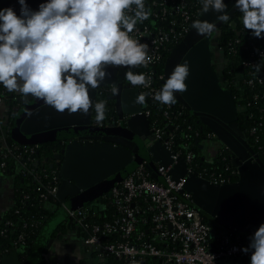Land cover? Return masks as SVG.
<instances>
[{"label":"water","instance_id":"water-1","mask_svg":"<svg viewBox=\"0 0 264 264\" xmlns=\"http://www.w3.org/2000/svg\"><path fill=\"white\" fill-rule=\"evenodd\" d=\"M43 2L45 0H26L32 10H38L39 4ZM224 2L228 6L226 11L232 17L238 10L234 7L235 0ZM6 7H12L17 15L20 14L18 0H0V9ZM220 14L210 8L198 20L216 23L219 29L223 25L217 21ZM215 34L213 32L211 37L200 36L191 28L172 48L165 60L164 83L177 64H183L185 60L188 62L190 74L185 81L187 91L175 94L177 103L186 108L188 115L197 118L229 150L234 167L239 172L238 181L214 185L195 175H187L186 164L181 158L169 173L176 182L184 180L183 191L191 194L195 207L216 220L214 225L244 235L264 224V162L238 129L235 123L237 109L229 93L220 86L213 68L212 62L216 55ZM124 70L125 67L120 66L117 77L118 94L110 97L114 101L115 120L106 119L104 123L97 124L92 108L87 115L80 112L68 114L67 110L59 113L43 103L21 122L19 131L24 136L25 144L41 145L52 141L66 143L59 154L53 157L54 161H58L56 165L59 166L60 184L55 197L50 198V201L76 210L98 201L143 163L151 173V178L156 181L158 175L153 164L158 163L165 167L171 165V153L151 136L148 120L137 115L144 107L140 106L136 114H133L134 111L124 112L122 109ZM105 71L107 75L103 81L107 83L101 84V81L98 87L115 83L111 81L113 66H107ZM98 87L89 90L93 103L98 97ZM130 87L133 86L130 84ZM133 91L136 98L138 90ZM33 99L36 98L29 95L22 100V104ZM138 120L145 122L142 136L133 129L139 125ZM3 135L7 137L8 134L4 131ZM134 135L142 142L143 151L152 154L151 163L145 160L137 142L129 138ZM7 141L10 145L12 138L8 136ZM78 141H102L106 145L100 149L75 148ZM93 161L95 164H92ZM4 181L5 176L0 174V187ZM19 251L3 256L0 264H21Z\"/></svg>","mask_w":264,"mask_h":264},{"label":"built area","instance_id":"built-area-1","mask_svg":"<svg viewBox=\"0 0 264 264\" xmlns=\"http://www.w3.org/2000/svg\"><path fill=\"white\" fill-rule=\"evenodd\" d=\"M187 2V0H145L146 8L151 11L150 17L160 23L163 22L166 30L160 26L151 29L148 25L138 23L136 30L131 33L134 39L149 46V55L154 58L147 67L140 66L134 71V73H145L151 76L152 80L148 88L135 87L138 95L144 93L147 100L144 109L137 115L144 116L148 120L151 136L154 140L160 141L171 153V165L165 167L155 164V173L160 181L151 178V173L143 163L116 184L102 197L107 198L115 209L112 220L104 224L99 225L91 221L99 212L98 208L94 207L96 205L91 204L76 210L64 206L68 219L85 232V237H80L83 245L92 252H99L95 263L103 262L107 257L115 258L121 264H136L146 258L158 259L160 264H225L235 259L250 260L251 252L245 254L241 249L249 245L253 233L233 235L226 230L213 233L211 224L203 220L201 211L193 204L191 194L183 191L184 180L176 182L169 173L181 158L186 164L187 175H195L210 184H229L233 178L239 176L235 167H227L226 170L230 169V174L223 176L214 166L203 164L202 159L198 166L192 151L185 153L180 149L175 151L174 139L178 126L173 120L176 118V113L172 111V106L162 105L153 99L155 93L159 92L164 84V74L156 71V66L164 57L163 52L169 44L179 43L189 33L199 13V10L191 11ZM262 81V78L250 79L247 84L252 86L255 82L262 83ZM4 99V93L0 92V105ZM147 104H157L163 108L162 115L168 119L165 127H161L156 120H149L151 112L146 109ZM9 116L2 115L0 111V174L5 176L6 161L14 158L18 172L37 183L36 199L40 203L46 202L57 193L59 185L57 169L52 168V182L44 183L36 169L35 154L38 153L39 145L20 148L8 144L3 132ZM251 133L254 134L255 131ZM206 137L214 136L209 133ZM28 199L29 196L23 193L21 205H26ZM139 202H142L144 207L139 206ZM139 214L144 217L140 218ZM139 224L145 225L146 229L137 231ZM36 225L31 224V227ZM3 226L0 229V237L6 236L8 228H11L13 223L11 220H5ZM26 227L27 225L24 224L23 228ZM114 234H118L120 239L111 243L103 242V238ZM27 239L28 234L23 230L15 240H12L10 246L20 250L26 245ZM10 252L12 251L8 248H3L0 250V258ZM45 264L62 263L45 261Z\"/></svg>","mask_w":264,"mask_h":264},{"label":"clouds","instance_id":"clouds-1","mask_svg":"<svg viewBox=\"0 0 264 264\" xmlns=\"http://www.w3.org/2000/svg\"><path fill=\"white\" fill-rule=\"evenodd\" d=\"M20 14L12 7L0 9V85L8 92L42 100L59 113L87 115L95 109L96 123L105 119L106 105L95 103L89 90L97 88L107 75V66L147 67L154 61L149 46L131 36L138 23L151 16L145 0H45L32 10L26 0H18ZM202 13H221L220 24L230 16L224 0H201ZM242 23L257 39H264V0H235ZM200 36L211 37L217 24L196 20L191 25ZM188 62L177 64L153 99L162 105L177 102L176 93L187 91ZM133 87L148 88L151 76L125 73ZM112 95L119 89L113 85ZM146 95L135 103L145 105ZM250 264H264V224L250 237L247 247Z\"/></svg>","mask_w":264,"mask_h":264},{"label":"trees","instance_id":"trees-1","mask_svg":"<svg viewBox=\"0 0 264 264\" xmlns=\"http://www.w3.org/2000/svg\"><path fill=\"white\" fill-rule=\"evenodd\" d=\"M187 1L188 8H191V11L199 10V13L194 19L195 21L198 20L202 14L201 0ZM141 24L148 25L151 29H155V27L160 26L162 29L166 30V26L163 24V22L160 23L157 21V19L151 17L139 25ZM215 44L216 50L219 53V60L223 63V69L219 73L218 79L223 89L229 93L233 104L237 109V120L235 123L237 124L238 129L243 134L245 139L248 141L249 146L264 162V39L254 38L251 35V32L244 28L242 23V13L237 10L231 19L227 23H223V25L218 29L216 33ZM175 45L176 44H169L167 49L163 52L164 57L162 61L156 66V71L158 73L164 74L165 60ZM136 69L137 68H127L128 71L131 70L133 72ZM257 78H262V83L255 82L252 86L247 84L248 80H256ZM0 92L4 93L5 98L7 95H10V92H8L2 85H0ZM101 101H103L106 105L105 119L102 123H104L106 119L116 118L114 102L106 98L105 95L101 94L95 99L93 105ZM43 103L44 102L40 100L34 105H27L20 111L15 121L10 114V118L4 129V131H6L8 134L7 137L10 136V129L15 125L16 122H22L33 109ZM146 109L151 112L149 117L150 121L156 120L161 127H165L168 119L162 115L163 108H161V106L157 104H147ZM172 111L176 113V118L173 120V123L178 126L175 131L174 150L176 151L180 149L183 153L192 151L195 155V163H197L199 166L202 158L199 154L197 142H201V140L205 138L207 134L211 133V131L198 122L197 118L188 115L186 108L177 102L172 105ZM178 113L181 114L178 115ZM92 114L94 117H96L94 107L92 108ZM188 127L191 129H188ZM253 130L255 131L254 134L251 133ZM195 133H197L198 136L195 137ZM10 144L20 148L32 146L30 144H25L24 141L21 144L13 142ZM61 148L62 145L60 146L58 141L47 142L39 145L38 153L35 154L37 159L36 169L40 179L44 183L52 182V168H50L49 163L54 161L53 157L56 154H59ZM219 159L220 160H217L214 164H212V166H214L215 170L223 176L230 174V169H226L227 167L233 168L232 163L226 159ZM6 162L7 169L5 176H12L14 178L16 192L14 193V197L12 199V206L2 214L0 229L4 227L3 224L5 220H11L13 226L8 228L6 236L0 237V250L3 248H8L10 251L15 250L10 246V243L12 240L16 239L17 235L21 231L25 230L28 234L26 245L20 249L21 251H15H19V260L21 264H26L32 249V245L39 236L41 228L44 226L50 215L51 209L48 208L47 204L53 203L54 206H56L57 202L47 200L46 202L40 203L36 199L38 194L36 191L37 183L28 179L27 177L22 176L21 173L18 172V166L14 161V158H9ZM237 180L238 177L233 178L232 182H236ZM158 181H160L159 178ZM23 193L29 196L26 205H21L20 203ZM138 205L144 207L142 202H139ZM93 206L97 207L99 212L91 220L93 221L92 223L101 225L112 220V216L115 214V209L107 198L104 197L99 199L93 204ZM201 215L205 222H210L209 218L205 214L201 212ZM139 217L141 218L144 216L139 214ZM24 224L27 225L26 229L23 228ZM31 224L37 225L35 227H31ZM66 226L74 230L78 237H85V232L81 228H77V226L67 218L60 222L59 226L56 228V231L63 229ZM145 229L146 226L143 224H139L137 226V231H144ZM215 230L217 231L216 228ZM55 233L56 232H54V234ZM232 234L238 235L236 232H232ZM119 239L120 237L118 234H114L112 236L103 238V242L111 243ZM45 253L46 249L43 250L41 258L39 257L38 264H45ZM98 253L99 252H92V256L96 257ZM62 264H121V262L115 258L107 257L103 262L98 263H88L83 260L79 261L78 263H71L65 260L62 262ZM136 264H160V261L158 259L146 258L140 260Z\"/></svg>","mask_w":264,"mask_h":264},{"label":"flooded vegetation","instance_id":"flooded-vegetation-1","mask_svg":"<svg viewBox=\"0 0 264 264\" xmlns=\"http://www.w3.org/2000/svg\"><path fill=\"white\" fill-rule=\"evenodd\" d=\"M213 60L214 61L212 62V65L214 67V70L217 72V74H219L223 68H222L221 64L219 65L218 58H217V61H216L215 57L213 58ZM119 71H120V66L119 67L113 66V72H112L111 81L115 82L113 84L115 86H117V77H118ZM127 71H128L127 68H125L124 72L126 73ZM106 83L107 82L103 81L101 84H106ZM113 85H103L101 87H98V95L103 94V95L106 96V98H108L109 100L113 101L110 98L111 96H113L112 92H111V89H112ZM123 87L125 89L123 94H122L123 100L125 99L127 102H129V99L135 98V91H133V90H137V89L135 87H130V83L127 81L125 75L123 77ZM23 99L24 98L22 96H20L18 93L12 92V93H10L9 96L7 95L6 98L3 100V105L10 107V110H11L10 114L12 115V118H13L14 121H15L16 117L19 115L20 111L24 107H26L27 105H29V106L30 105H34L35 103L40 101L39 99H33V100H31V101H29V102H27L26 104L23 105L22 104V100ZM139 106H144V105H140L139 104ZM93 118H95V117L93 116ZM95 123H96V119H95ZM141 129L143 131L142 130L138 131L139 132V136H142L143 133L145 132L144 128H141ZM148 131L150 132L149 128H148ZM129 138H131L132 140L137 142V144L140 146L141 153H142L143 157L145 158V156H144V154H145L144 152L145 151H143L144 147L142 145V142L135 135L134 136H130ZM201 142L204 143L205 145L212 146V150H211V153H210V156H211L210 162H209L210 164H214L217 160H220L219 158H221L223 160H225V159L229 160L232 163L233 167H234V164H233V161H232L233 159H232V156L230 155L229 150L227 148H225L219 141H217L215 139V137H211V138L205 137V138H203L201 140ZM65 144L66 143H62V144L60 143V146L62 145L61 150L64 148ZM104 145H106V144H103L102 141H100V142H95V141H83V142H81V141H78L77 144L74 145V147L75 148H83L84 147V148L100 149ZM4 191H6V192L4 193ZM15 192H16V187H15V184H14V178L12 176L5 177V181H4L3 185H2V187H0V212L2 210L6 211L7 209L10 208L9 207V202H10L9 201L10 200L9 199V194L10 193L12 194V199H13ZM94 203H92V204H94ZM59 205L63 206L64 204H61V203L57 202V205L54 206V209L57 210ZM4 211H2L0 214H3Z\"/></svg>","mask_w":264,"mask_h":264},{"label":"rangeland","instance_id":"rangeland-1","mask_svg":"<svg viewBox=\"0 0 264 264\" xmlns=\"http://www.w3.org/2000/svg\"><path fill=\"white\" fill-rule=\"evenodd\" d=\"M217 58L218 57L216 54V61ZM137 110L138 108H135L133 114H136L138 112ZM138 121L139 126L144 128L145 122H140V120ZM20 124L21 122H16L15 125L10 129V136L13 139V143L21 144L24 141V136L19 131ZM144 156L147 162H151L150 156L148 154L145 153ZM92 164H95V162L93 161ZM56 211L57 212L55 213L54 217L50 218L41 228L39 236L32 245V249L26 264H38L39 257L41 258L44 249L50 253L51 258L53 259H62L65 255L77 258L83 254L84 247L82 238L71 241L69 238H65L64 236H56V234H54V232H57L56 228L59 226L60 222L67 218V212L64 206L59 205Z\"/></svg>","mask_w":264,"mask_h":264},{"label":"crops","instance_id":"crops-1","mask_svg":"<svg viewBox=\"0 0 264 264\" xmlns=\"http://www.w3.org/2000/svg\"><path fill=\"white\" fill-rule=\"evenodd\" d=\"M214 38L216 39V34L214 35ZM214 47H215L214 48L215 49V53L217 54V57H218V63H219V65L221 64V66H222L223 63L220 62V60H219V53L216 50V44L214 45ZM216 74H217V72H216ZM218 75L219 74H217V76ZM220 86H221V83H220ZM135 100H136L135 98L129 99V102H127L125 99L122 100V109H123V111L124 112H132V111H134L135 108L136 109L137 108L139 109L140 106L135 103ZM0 111H1L2 115H4V116H6V115L9 116L10 113H11L10 112L11 111L10 110V107L9 106H4L3 103L0 105ZM141 128L142 127H140L139 125H136V126H134L133 129H134V131L135 130L136 131H141ZM197 144H198L199 154H200V156H201V158L203 160L202 161L203 164L212 165V164L209 163L210 162V158H211L210 153H211V150H212V146L205 145L202 142H199V143L197 142ZM149 156H150V160H151L152 159V154H150ZM57 162L58 161L55 160L52 163H49V165H51L52 168H56L57 169V174H59V166L56 165ZM149 163H151V162H149ZM155 164L156 163L153 164L154 165V169H155ZM58 180H59V184H60V179L58 178ZM230 183H235V182L234 181L233 182L231 181ZM5 192L6 191H4V193ZM9 199H10L9 200L10 201L9 202V207H11L12 206V203H13L12 202V194L11 193L9 194ZM47 206H48V208L51 209L50 215H49V217L47 219V221H48L50 218L54 217V215H55V213L57 211L54 209V204L53 203H51V204L48 203ZM63 206H65V205H63ZM2 211H4V210H2ZM1 216H2V214L0 215V220H1ZM206 216L210 220V222H208V223L211 224L212 229H213V233L219 232V230H224V229H220L218 226L214 225V222H216V220L212 219L208 215H206ZM67 219H68V217H67ZM215 228L217 229V231L215 230ZM254 232L255 231L248 232V233H254ZM55 234H56V236H60V237H63L64 236L65 238H69L71 241H74V240L80 238V237L77 236L76 232L74 230L68 228V226L64 227L63 229L58 230ZM83 247H84L83 254L80 257H77V258H75L73 256L65 255L62 259H53V258H51L50 253L48 251H46V253L44 255V258H45V261H51V262H57V263H62L65 260H67V261H69L71 263H78L79 261H82V260L85 261V262H88V263H95L96 262V257L95 256H92V251L89 250L88 248H86L84 245H83ZM225 264H250V260L235 259V260L226 262Z\"/></svg>","mask_w":264,"mask_h":264}]
</instances>
